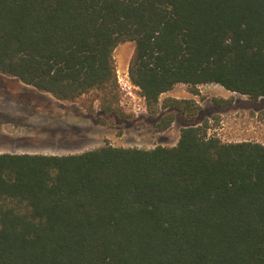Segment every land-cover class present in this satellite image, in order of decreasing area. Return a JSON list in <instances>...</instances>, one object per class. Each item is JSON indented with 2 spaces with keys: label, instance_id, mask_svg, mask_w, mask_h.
Returning a JSON list of instances; mask_svg holds the SVG:
<instances>
[{
  "label": "trees",
  "instance_id": "obj_1",
  "mask_svg": "<svg viewBox=\"0 0 264 264\" xmlns=\"http://www.w3.org/2000/svg\"><path fill=\"white\" fill-rule=\"evenodd\" d=\"M127 41L157 131L200 110H160L179 83L264 97V0H0V73L98 104L103 123L128 119L114 57ZM0 264H264V143L201 122L172 146L0 152Z\"/></svg>",
  "mask_w": 264,
  "mask_h": 264
},
{
  "label": "rangeland",
  "instance_id": "obj_2",
  "mask_svg": "<svg viewBox=\"0 0 264 264\" xmlns=\"http://www.w3.org/2000/svg\"><path fill=\"white\" fill-rule=\"evenodd\" d=\"M134 49L135 42L127 41L114 51L120 105L128 114L126 120L111 118L103 123L98 104L92 114L81 102L59 100L16 77L0 73V152L68 154L108 142L144 148L172 146L178 142L183 127L201 122L208 123L210 134L226 141L264 143V97L254 100L217 83L200 85L198 93H194L188 84L179 83L163 93L161 111H167L168 108L162 109V104L169 98L195 99L200 110L194 118L175 110L176 119L171 127L157 131L155 126L159 116L149 111L140 88L129 79L128 66ZM231 98L233 100L228 104L214 101Z\"/></svg>",
  "mask_w": 264,
  "mask_h": 264
},
{
  "label": "built area",
  "instance_id": "obj_3",
  "mask_svg": "<svg viewBox=\"0 0 264 264\" xmlns=\"http://www.w3.org/2000/svg\"><path fill=\"white\" fill-rule=\"evenodd\" d=\"M130 79V78H129ZM121 80V79H120ZM131 80V79H130ZM121 82V81H120ZM125 83H128V81L127 82H125Z\"/></svg>",
  "mask_w": 264,
  "mask_h": 264
},
{
  "label": "bare ground",
  "instance_id": "obj_4",
  "mask_svg": "<svg viewBox=\"0 0 264 264\" xmlns=\"http://www.w3.org/2000/svg\"><path fill=\"white\" fill-rule=\"evenodd\" d=\"M123 55H124V53H123ZM123 55H122V56H123ZM125 55H126V54H125ZM119 59H120V58H119ZM124 59H125V58H124Z\"/></svg>",
  "mask_w": 264,
  "mask_h": 264
},
{
  "label": "crops",
  "instance_id": "obj_5",
  "mask_svg": "<svg viewBox=\"0 0 264 264\" xmlns=\"http://www.w3.org/2000/svg\"><path fill=\"white\" fill-rule=\"evenodd\" d=\"M19 79V78H18ZM20 80V79H19Z\"/></svg>",
  "mask_w": 264,
  "mask_h": 264
}]
</instances>
